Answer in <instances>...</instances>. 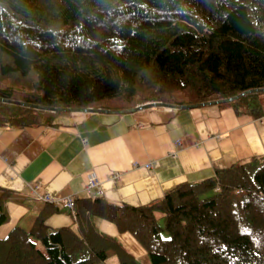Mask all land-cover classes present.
Segmentation results:
<instances>
[{"label": "trees", "instance_id": "obj_1", "mask_svg": "<svg viewBox=\"0 0 264 264\" xmlns=\"http://www.w3.org/2000/svg\"><path fill=\"white\" fill-rule=\"evenodd\" d=\"M264 88V0H0V126L53 124L76 108L192 105ZM264 91L231 102L263 116ZM0 188V226L10 220ZM47 204L30 229L0 238L25 264H264V154L184 182L141 206L75 199L72 226L50 229ZM99 216L147 250L137 259L94 223ZM112 261V259H114Z\"/></svg>", "mask_w": 264, "mask_h": 264}, {"label": "crops", "instance_id": "obj_2", "mask_svg": "<svg viewBox=\"0 0 264 264\" xmlns=\"http://www.w3.org/2000/svg\"><path fill=\"white\" fill-rule=\"evenodd\" d=\"M260 102L264 112V95ZM263 154L264 114L238 115L216 103L127 113L71 111L51 125L0 126V188L11 195L10 220L0 226V238L15 226L30 229L51 203L59 211L47 219L48 227L72 226L74 214L63 199L95 196L86 189L90 173L99 178L109 204L141 206L178 184L203 181L217 169ZM93 220L137 259L147 255L130 232L103 217ZM27 256L14 246L10 260L25 264Z\"/></svg>", "mask_w": 264, "mask_h": 264}, {"label": "water", "instance_id": "obj_3", "mask_svg": "<svg viewBox=\"0 0 264 264\" xmlns=\"http://www.w3.org/2000/svg\"><path fill=\"white\" fill-rule=\"evenodd\" d=\"M260 91H264V88L263 89L249 90V91H246V92H243V93L239 94L236 97H232V98H229V99L210 101V102H204V103H198V104H192V105H176V104H171V103H166V102H149V103H145V104L136 106L135 108H132V109L120 110V111H112V110H107V109H103V108H92V107L91 108H76V109H71V111L127 113V112L139 111V110H142V109H145V108H148V107H156V106L169 107V108H172V109H183V108H192L194 106L206 105L208 103L220 104V103H224V102H231V101H233L235 99L241 98V97L246 96V95H248L250 93L260 92ZM0 101L5 102V103H10V104H15V105L27 106V107L35 108V109H38V110L51 111V112L64 110L63 108H55V107H46V106L34 105V104L24 103V102L17 101V100L4 99V98H0Z\"/></svg>", "mask_w": 264, "mask_h": 264}, {"label": "built area", "instance_id": "obj_4", "mask_svg": "<svg viewBox=\"0 0 264 264\" xmlns=\"http://www.w3.org/2000/svg\"><path fill=\"white\" fill-rule=\"evenodd\" d=\"M180 140L177 141V144H180ZM150 166V165H149ZM100 180L97 177L95 173H90L87 178L86 182V189L94 194L95 196H101L102 195V188L100 184ZM46 199L48 201H55L51 195L47 194ZM75 197L74 196H68L63 199V201L66 203V205L73 211L74 213V203H75Z\"/></svg>", "mask_w": 264, "mask_h": 264}, {"label": "rangeland", "instance_id": "obj_5", "mask_svg": "<svg viewBox=\"0 0 264 264\" xmlns=\"http://www.w3.org/2000/svg\"><path fill=\"white\" fill-rule=\"evenodd\" d=\"M113 260H115V258H114V259H112V261H113Z\"/></svg>", "mask_w": 264, "mask_h": 264}]
</instances>
